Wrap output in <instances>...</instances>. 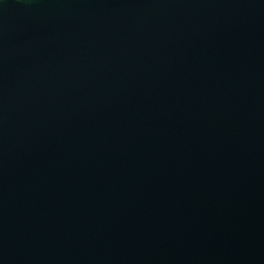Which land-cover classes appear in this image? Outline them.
Listing matches in <instances>:
<instances>
[{
  "label": "water",
  "instance_id": "1",
  "mask_svg": "<svg viewBox=\"0 0 264 264\" xmlns=\"http://www.w3.org/2000/svg\"><path fill=\"white\" fill-rule=\"evenodd\" d=\"M0 264H264V0H0Z\"/></svg>",
  "mask_w": 264,
  "mask_h": 264
}]
</instances>
